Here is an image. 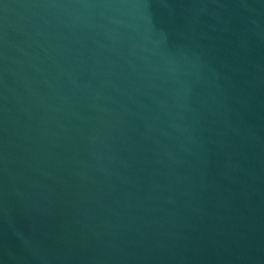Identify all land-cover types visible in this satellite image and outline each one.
Returning <instances> with one entry per match:
<instances>
[{
    "label": "water",
    "instance_id": "1",
    "mask_svg": "<svg viewBox=\"0 0 264 264\" xmlns=\"http://www.w3.org/2000/svg\"><path fill=\"white\" fill-rule=\"evenodd\" d=\"M0 264H264V0H0Z\"/></svg>",
    "mask_w": 264,
    "mask_h": 264
}]
</instances>
